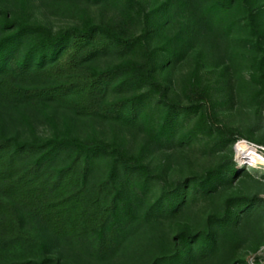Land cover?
I'll list each match as a JSON object with an SVG mask.
<instances>
[{"label":"rangeland","instance_id":"1","mask_svg":"<svg viewBox=\"0 0 264 264\" xmlns=\"http://www.w3.org/2000/svg\"><path fill=\"white\" fill-rule=\"evenodd\" d=\"M140 1L128 18L134 36L149 29L147 39L133 54L109 51L99 63L105 66L132 55L142 59L145 49L153 50L155 75L167 88L165 101L177 106L166 119V103L142 86L138 92L145 95V121L83 116L81 122L94 125L105 140L125 139L130 153L141 154L151 171L147 204L104 252L96 248L94 236L58 239L28 220L26 227L36 240L0 247V263L47 256L58 264H150L154 259L165 264L164 256L184 231L192 252L182 262L264 264V152L247 142L262 145L264 140V75L258 65L264 60V0H236L214 16L205 13L213 0ZM52 2L0 0V9L15 16L23 4L28 22L54 33L81 24L76 15L57 13ZM80 7L96 22L116 13L105 3L82 1ZM190 81L206 89L209 99L186 97L184 86ZM46 113L58 124L71 116L62 107ZM4 120L7 133L19 140L51 133L46 118L31 107L8 108ZM151 204L155 209L145 217ZM211 216L218 219L213 221V247L201 239ZM220 218L230 221L223 226Z\"/></svg>","mask_w":264,"mask_h":264},{"label":"trees","instance_id":"2","mask_svg":"<svg viewBox=\"0 0 264 264\" xmlns=\"http://www.w3.org/2000/svg\"><path fill=\"white\" fill-rule=\"evenodd\" d=\"M82 1L110 4L116 13L96 22L80 7ZM235 1L213 0L205 13L214 16L232 8ZM140 2L53 0L51 6L57 13L81 20L80 25L55 33L28 22L23 4L15 16L0 9V247L36 240L26 227L32 220L58 239L94 236L96 248L104 252L115 246L137 211L147 204L151 171L141 154L130 153L125 139L105 140L94 125L81 122L83 116L145 121V95L138 92L142 86H149L166 103V119L177 106L165 101L167 88L155 75L153 50L145 49L142 59L132 55L105 66L99 63L100 56L109 51L133 54L141 40L147 39L149 29L134 36L128 18L130 9ZM258 63L264 75V60ZM184 93L191 100L210 97L193 81L186 83ZM27 107L46 118L49 137L32 133L29 139L19 140L7 133L4 110ZM56 107L71 113L61 124L46 113ZM154 209L152 204L145 208L144 216H151ZM214 220L218 219H208L201 234L211 247L217 238ZM228 221L220 218L219 224ZM176 240L172 252L163 258L165 264H190L182 262L192 252L187 233H179ZM159 263L154 259L150 264ZM0 264L58 263L42 256Z\"/></svg>","mask_w":264,"mask_h":264},{"label":"built area","instance_id":"3","mask_svg":"<svg viewBox=\"0 0 264 264\" xmlns=\"http://www.w3.org/2000/svg\"><path fill=\"white\" fill-rule=\"evenodd\" d=\"M240 140V139H239ZM239 140H237V142L239 141ZM236 142V143H237ZM250 145H252V146H254V147H256V150H261V151H263L264 152V146L263 145H257L256 143H254V142H251V141H247ZM235 143V144H236ZM236 146V145H235ZM235 150H236V148H235Z\"/></svg>","mask_w":264,"mask_h":264}]
</instances>
